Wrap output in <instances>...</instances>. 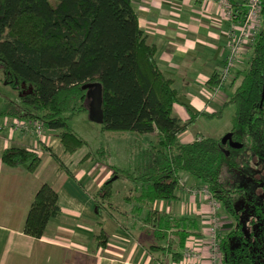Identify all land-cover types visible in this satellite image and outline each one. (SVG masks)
<instances>
[{"label": "trees", "instance_id": "16d2710c", "mask_svg": "<svg viewBox=\"0 0 264 264\" xmlns=\"http://www.w3.org/2000/svg\"><path fill=\"white\" fill-rule=\"evenodd\" d=\"M156 52L140 28L132 0H0V70L3 84L19 96L18 102L4 101L0 117L41 121L47 130L62 131L59 137L65 152L74 153L85 141L68 122L90 111L88 101L99 86L103 133L157 135L149 143L127 142L118 164H105L108 154H103L102 162L94 157L113 172L96 193V213L100 216L101 207L112 205L116 181L131 183L139 197L128 196L127 200L140 205L139 209L149 208L145 224L157 230L159 241L174 235L184 248L190 237L202 236L197 221H171L154 204L178 200L183 176H191L203 182L235 223L222 240L223 264H264V200L260 201L259 220L254 219L257 224L248 233L234 203L236 191L223 180L226 170L236 171L234 145L252 143L251 151L264 158V9L240 85L224 105L236 108L231 120L232 147L202 135L188 144L180 141L196 116L183 122L174 115L178 93L158 67ZM0 163L35 173L42 158L32 150L9 147L0 155ZM58 200L56 190L45 183L28 213L26 235L44 236L49 221L61 214ZM181 259L174 256L175 262Z\"/></svg>", "mask_w": 264, "mask_h": 264}, {"label": "crops", "instance_id": "0c3cea01", "mask_svg": "<svg viewBox=\"0 0 264 264\" xmlns=\"http://www.w3.org/2000/svg\"><path fill=\"white\" fill-rule=\"evenodd\" d=\"M132 4L148 43L157 48L158 67L173 81L178 93L174 115L183 122L196 116L195 125L180 136L181 142L188 144L202 135L231 143V120L236 108L224 105L241 79L235 74L221 90L223 100L213 98L217 81L212 79L223 68L228 51V25L218 0H132ZM243 61L241 69L246 65ZM91 102L92 99L88 101L89 108ZM220 111L221 117L208 119ZM12 119L0 117V124ZM61 132L46 130L45 140L33 131L4 128L0 132V155L9 147H19L35 149L42 158L35 173L0 163V264H161L174 261L175 255L183 257L179 238L172 235L159 241L157 230L144 222L149 208L139 209L140 205L127 200L128 196L139 197L133 184L120 180L117 185L116 181L112 205L101 207L100 216L96 213V193L113 172L100 169L104 165L99 162L88 166L92 158L83 163L90 156L87 150L76 160V154L84 146L66 153L59 138ZM156 135H143L142 140L152 142ZM43 147L47 152L44 153ZM58 160L72 176L60 168ZM182 181L188 187H205L187 175ZM45 183L58 193L61 214L49 221L41 239H35L25 234V223L35 196ZM123 186L128 190L120 195L122 206L114 205ZM189 190L181 189L178 200L156 202L154 208L171 221L185 218L197 221L203 238L210 228L211 208L202 206L200 215L198 205L192 210L187 203L190 200L195 203L196 197ZM187 192L192 199L185 198H190ZM190 210L198 219L189 215ZM101 234L103 238H99Z\"/></svg>", "mask_w": 264, "mask_h": 264}, {"label": "rangeland", "instance_id": "374dc122", "mask_svg": "<svg viewBox=\"0 0 264 264\" xmlns=\"http://www.w3.org/2000/svg\"><path fill=\"white\" fill-rule=\"evenodd\" d=\"M248 47H249V44H247L246 46L244 44L243 51L244 52L247 51ZM243 60H245L247 62V60H248V54L247 53H245L242 61ZM241 73H242V69L240 67L239 70L236 71L235 74L239 75V77H240ZM217 85H218V80L216 82L215 87H217ZM222 89H223V87H221V90ZM222 96H223V94H221L220 97H218V99L221 100V98H222V100H223ZM4 101L18 102L19 96H18L17 92L11 90L9 87H7L3 84V73L0 70V110L3 109L2 105H3ZM38 122H40L42 124V127H44L43 122H41V121H38ZM9 123H11V122H9ZM68 125L70 126V128L73 130L74 133H76L81 139H83L85 141V145H84L83 150H80L76 154L75 157H77L76 160L79 159L87 150L88 153H90L89 154L90 156L88 155L89 158L86 157L84 160H82V162L85 163L87 160L89 161L90 158H92V162L90 161V163H88V166H91L92 164H97L98 162L96 163L95 158L101 160L103 154L104 155L108 154L107 158L103 159V162L105 164H107V165H114V163L118 164L119 161H121V162L123 161V153L125 154L127 142L130 141L131 143H133V142H135V140L138 142L143 141L142 136H139V135H137L135 133H131V132H121V133H119V132H106V133H103L102 124L99 123L98 121H96L93 113L89 112V111L85 112V113H81L80 115L76 116L73 120L68 122ZM193 126H191V127H193ZM4 128L11 129L10 125H8V124L6 125V123L0 124V132H2ZM44 129H45L44 135L41 138H43L45 140L47 129L45 127H44ZM27 132H29V131H27ZM33 134L35 135V133H33ZM180 136H179V139H180ZM196 138H197V136H196ZM121 141H125V145H124V143L122 144ZM251 144L252 143H250V145H249V142H248V144L244 145V147L238 146V145L233 146L235 151H236L234 158H233L234 162L236 164V171H235V173H232V172H228L226 170L223 174V180L226 183V186L229 189L236 191V193L234 194V203H235V206H236V208L240 214L239 218L243 221V224H244L243 229H244V231H246L248 233H250V229L252 228V225L255 226L257 224L255 221L259 220V215H257L258 209L261 208L259 206L260 201L264 200V158L255 155L251 151V148H250ZM231 147H232V145H231ZM236 148H237V150H236ZM43 150H45L44 151V153H45V152H47L48 149L46 147H43ZM40 156H41V154H40ZM101 162H102V160H101ZM69 168H74V167H69ZM100 169L106 170L109 168L106 167V165H105L103 168H100ZM189 177H191V176H189ZM122 181L117 182V185H119ZM198 182L200 184H203V182H201V181H198ZM182 183H183L184 187L180 188V190L181 189H185V190L191 189L188 192L191 193V192H193V190L196 192V194L192 193V196L196 197L195 203L192 200H190V199H192L191 198L192 196L190 193L187 192V194H189L190 198L188 196H185L186 199L190 200V202L187 204H189V207L192 210L195 207V204L198 205L197 210H198L199 215H200V212L202 211L201 210L202 206L209 205L211 208L210 201L212 200V197L207 196L208 191H209L207 189V187H198V186H192V185H189L190 187H188L187 183H185L183 181H182ZM119 189L121 191L119 192V197L115 201L114 205L118 204V206L119 205L122 206V201H121L122 197L121 196L123 195V192H125V190H128V188L123 186ZM206 196L208 198H206ZM187 204H185V206H184L186 209L188 207ZM182 207H183V204H182ZM211 211H212V208H211ZM190 212H191V210H190ZM189 215L191 217H194L195 213L191 212ZM195 217H197V216L195 215ZM197 219H198V217H197ZM254 219H255V221H254ZM217 224H218L217 229L219 230L217 237H218V240H220V251H221V244H222L223 238L226 235H228L229 232L232 231V229L234 228V225H235L232 218H230L225 213L222 206H220V209L218 212ZM260 225H262V223ZM207 228H209V227H207ZM196 239H197L196 237H190V239H188L184 249L182 250V256L183 257H182L181 261H179V262H175V261L167 262L166 261V262L161 263V264H180V263L189 264L190 256H187L188 248L195 247L194 241ZM190 243H192V244H190ZM194 252H196L195 248H194ZM190 253L193 254L192 252H190ZM200 258H201V260H204V262L202 261V264H210V263L212 264V261H214V257L212 256V252L209 249L205 250L203 252L202 257H200ZM222 264H223V256H222Z\"/></svg>", "mask_w": 264, "mask_h": 264}, {"label": "built area", "instance_id": "2783aa9c", "mask_svg": "<svg viewBox=\"0 0 264 264\" xmlns=\"http://www.w3.org/2000/svg\"><path fill=\"white\" fill-rule=\"evenodd\" d=\"M218 4L223 11V19L228 25V51L223 68L218 74V85L215 87L213 93L214 99L220 97L221 87L230 81L234 77L236 71L239 70L241 60L244 58L245 53L252 50L253 42L262 25L264 0H218ZM244 44L245 46L249 44L248 50L245 52L243 51ZM5 123L6 125H10L11 130L14 131H33L38 138H41L44 135L45 129L40 122L29 123L25 120L12 119L11 123L8 121H5ZM32 151L36 152L35 149ZM181 187H184L182 182ZM191 193L196 194L194 190ZM207 196L212 197V200L210 201L212 208V211L210 212L212 214L210 228L205 233V237L197 238L198 240L196 239L194 241L196 244L193 242L195 247L188 248L187 256H190L189 264H202V261L204 262V260H201L200 257H202L203 252L208 249L212 252V256L214 257L212 264H222L223 255L220 251V240H218L217 237L219 231L217 229V216L221 205L213 199L210 191H208ZM207 196L206 198H208ZM194 248L196 249V252H194Z\"/></svg>", "mask_w": 264, "mask_h": 264}, {"label": "water", "instance_id": "95a60500", "mask_svg": "<svg viewBox=\"0 0 264 264\" xmlns=\"http://www.w3.org/2000/svg\"><path fill=\"white\" fill-rule=\"evenodd\" d=\"M86 89H89L88 87H85ZM92 102H91V108L90 112L93 113L94 118L99 123H102V93L101 88L99 86L95 87L92 92ZM117 176L113 178L114 181L117 180Z\"/></svg>", "mask_w": 264, "mask_h": 264}]
</instances>
